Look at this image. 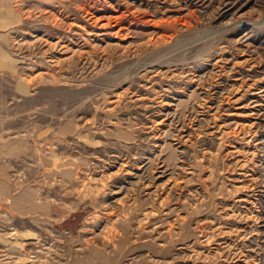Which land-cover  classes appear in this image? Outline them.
<instances>
[{
    "label": "rangeland",
    "instance_id": "obj_1",
    "mask_svg": "<svg viewBox=\"0 0 264 264\" xmlns=\"http://www.w3.org/2000/svg\"><path fill=\"white\" fill-rule=\"evenodd\" d=\"M260 137L264 0H0V264H264Z\"/></svg>",
    "mask_w": 264,
    "mask_h": 264
},
{
    "label": "bare ground",
    "instance_id": "obj_2",
    "mask_svg": "<svg viewBox=\"0 0 264 264\" xmlns=\"http://www.w3.org/2000/svg\"><path fill=\"white\" fill-rule=\"evenodd\" d=\"M84 10V9H83ZM224 11V10H223ZM224 13V12H223ZM149 16V15H148ZM115 18L117 17V16H114ZM148 20V19H147ZM150 20V19H149ZM115 24V23H114ZM101 35V34H100ZM84 53H85V51H84ZM194 80V79H193ZM196 92V91H195ZM254 110V109H253ZM259 116V115H258ZM252 120H254V119H252ZM258 122V121H257ZM259 123V122H258ZM260 132V131H259ZM264 140V139H263ZM263 140H262V137H260V138H256V143H254L255 145H260V144H262L263 143ZM258 148V147H257ZM260 148V147H259ZM259 163V162H258ZM140 168V167H139Z\"/></svg>",
    "mask_w": 264,
    "mask_h": 264
},
{
    "label": "crops",
    "instance_id": "obj_3",
    "mask_svg": "<svg viewBox=\"0 0 264 264\" xmlns=\"http://www.w3.org/2000/svg\"><path fill=\"white\" fill-rule=\"evenodd\" d=\"M3 183L2 182H0V194H2L3 195Z\"/></svg>",
    "mask_w": 264,
    "mask_h": 264
}]
</instances>
